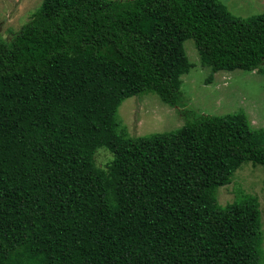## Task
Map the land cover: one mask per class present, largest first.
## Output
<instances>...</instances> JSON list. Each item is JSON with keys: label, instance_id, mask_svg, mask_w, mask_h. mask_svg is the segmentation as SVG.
I'll return each mask as SVG.
<instances>
[{"label": "trees", "instance_id": "trees-1", "mask_svg": "<svg viewBox=\"0 0 264 264\" xmlns=\"http://www.w3.org/2000/svg\"><path fill=\"white\" fill-rule=\"evenodd\" d=\"M189 39L208 84L264 72V13L220 0H43L0 33V264H264L258 199H218L264 169V130L187 109ZM149 94L186 124L130 136L119 109Z\"/></svg>", "mask_w": 264, "mask_h": 264}, {"label": "rangeland", "instance_id": "rangeland-1", "mask_svg": "<svg viewBox=\"0 0 264 264\" xmlns=\"http://www.w3.org/2000/svg\"><path fill=\"white\" fill-rule=\"evenodd\" d=\"M239 18H250L264 13V0H220ZM43 0H0V33L8 40L27 24ZM184 48L193 67L182 76L183 99L187 109L194 114L225 116L244 112L252 128L264 130V72L235 70L220 71L208 84L210 68L203 67L200 54L192 39ZM264 68V67H263ZM119 119L130 136H149L179 130L186 118L177 108L165 104L157 95L142 99L131 97L119 109ZM113 156L106 150L96 155V163L105 167ZM258 199L264 238V169L245 163L237 170L231 182L219 190L222 207L244 196ZM264 250V241H263Z\"/></svg>", "mask_w": 264, "mask_h": 264}]
</instances>
